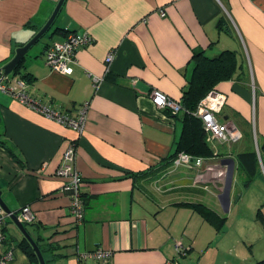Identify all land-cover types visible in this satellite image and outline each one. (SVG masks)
I'll use <instances>...</instances> for the list:
<instances>
[{
	"label": "crops",
	"instance_id": "1",
	"mask_svg": "<svg viewBox=\"0 0 264 264\" xmlns=\"http://www.w3.org/2000/svg\"><path fill=\"white\" fill-rule=\"evenodd\" d=\"M57 1L0 0V68L43 26ZM70 31H87L93 40L76 50L72 72L63 74L45 63L44 52ZM33 45L21 59L27 93L72 115L87 103L78 134L0 90V196L16 213L31 208L34 220L23 224L45 263L79 264L80 253L101 247L111 252L109 264H163L180 240L191 256H182L181 264H251L254 242L248 239L257 242L259 228L247 229L245 241L244 223L231 211L240 213L252 185L264 186V0H63ZM226 50L236 65L231 77L214 84L226 95L216 117L241 137L221 142L207 134L213 154L204 164L227 167L221 160H233L227 209L218 198L225 180L211 181L214 171L201 179L197 170L170 162L182 120L149 99L157 88L181 100L204 57ZM109 51L114 58L107 66ZM69 142L76 145L85 204L78 225L70 194L60 189L65 179L54 174ZM192 203L212 209L224 223L216 227ZM4 232L1 252L13 251L8 264H34L9 216Z\"/></svg>",
	"mask_w": 264,
	"mask_h": 264
},
{
	"label": "built area",
	"instance_id": "2",
	"mask_svg": "<svg viewBox=\"0 0 264 264\" xmlns=\"http://www.w3.org/2000/svg\"><path fill=\"white\" fill-rule=\"evenodd\" d=\"M161 16L165 15L163 9L159 10ZM92 37L87 31L77 32L70 31L61 41H51L45 49V63L54 71L70 74L72 72V64L75 63V52L80 46L88 45L92 42ZM114 58V52L109 51L105 57L107 66L110 65ZM108 68V67H107ZM98 78L93 77L94 85L97 84ZM27 83L18 76L3 75L0 71V90L12 95L14 98L25 104L27 107L39 112L47 118L55 120L65 126L75 130L81 134L85 124V112L87 103L84 102L75 115L55 109L52 106L42 103L32 98L26 91ZM149 99L152 104L159 110L166 111L170 114H176L183 111L180 100L175 99L165 92L152 88L149 92ZM226 101V95L215 88L209 90L204 97L200 99L194 112L197 115L208 135L212 139L221 142L236 141L241 137V132L233 125L227 122H221L216 114L222 109ZM76 145L75 142H69L65 147L60 163L55 168L54 174L61 176L65 182L61 186V190L68 192L70 195L69 211L75 224H81L84 216V204L81 197L80 183L81 176L75 168ZM173 166H186L197 170L198 177L204 179L209 171H214L211 181L222 182L225 180L226 169L221 164H204V158L201 156H193L187 152L180 151L172 159ZM264 172V167L261 166ZM205 174V175H204ZM197 182V181H195ZM206 187V186H205ZM9 214L0 205V264H8L12 259V250L8 249L1 252L3 242L5 240V222ZM17 218L23 223H30L34 220V214L28 205L21 208L17 214ZM175 255L166 258L163 264H181L180 258L184 256L189 246L183 244L180 240L174 244ZM79 264H109L111 261V252L101 247H97L78 255Z\"/></svg>",
	"mask_w": 264,
	"mask_h": 264
},
{
	"label": "trees",
	"instance_id": "3",
	"mask_svg": "<svg viewBox=\"0 0 264 264\" xmlns=\"http://www.w3.org/2000/svg\"><path fill=\"white\" fill-rule=\"evenodd\" d=\"M21 65L22 61L18 63V65L9 74V76H18L27 83L29 82V80L26 77V73H23L21 71ZM198 65L199 64H197V66ZM235 65L236 62L234 53L226 50L217 58L211 59L204 57L200 66L197 67L198 69L196 70V73L192 77L188 87L184 90L182 99L180 100L183 111L173 114L174 116L181 117L182 129L177 142V146L170 156L171 163L173 157L177 154V152L180 151L187 152L193 156H201L203 158L210 155L212 156L213 151L205 140L208 132L203 127L200 118L195 115L194 112L200 99L204 97L209 90L213 89V87L215 86L214 84L217 81H219L220 79L231 77L235 70ZM247 155L250 157H254V160H257L255 153L250 152ZM80 193L82 197V191ZM192 206L197 208L204 215V217L216 227L219 228L224 223V218L217 215L216 212H214L207 206L200 203H192ZM262 219H264L263 216ZM20 246L32 259L34 264H39L33 248L30 246L28 241H25V238L20 242ZM253 264H264V259L257 260Z\"/></svg>",
	"mask_w": 264,
	"mask_h": 264
},
{
	"label": "water",
	"instance_id": "4",
	"mask_svg": "<svg viewBox=\"0 0 264 264\" xmlns=\"http://www.w3.org/2000/svg\"><path fill=\"white\" fill-rule=\"evenodd\" d=\"M62 3H63V0H58L52 13L50 14L46 22L43 24V26H41V28L34 34V36L28 42L16 48L15 55L6 64H4L0 68V71H2L3 75H7L10 72H12L14 68L18 65V63L21 61V59L24 57L27 50L35 42H37V40L40 37H42L47 32V30L53 23ZM221 163L225 164L227 166V169H226L224 185H223L222 191L218 195V198L223 208L227 209L229 202H230V190H231V185H232V174H233V160L230 158H223L221 160ZM0 194H1V191H0ZM0 205L9 214V217L11 218V220L16 224V226L19 228L23 236L28 240V242L32 246L35 254L38 257L39 264H46L39 246L28 234L23 222H21L17 218V213L15 211L10 210V208L2 200L1 196H0Z\"/></svg>",
	"mask_w": 264,
	"mask_h": 264
},
{
	"label": "rangeland",
	"instance_id": "5",
	"mask_svg": "<svg viewBox=\"0 0 264 264\" xmlns=\"http://www.w3.org/2000/svg\"><path fill=\"white\" fill-rule=\"evenodd\" d=\"M241 184H242V182L237 181V185L239 187H241L240 186ZM239 187H237V189H239V192L241 193V188H239ZM250 190L251 191H249V193H246V195L244 196V199L242 200V205L240 207L241 208L240 213L235 214L234 209H233L231 211L232 212L231 216H233L232 217L233 219L238 220V221L240 220L244 223L243 238L245 239V241L247 239V234H246L247 229L250 232L256 226L259 228L258 241L255 242V238H252V240L250 238L248 239V240L254 242L253 245H249V247L251 246V249L253 248V250H252V252L249 251V256H248L250 258L249 262H251V264H253L257 260L264 259V219H262V216L264 217V186H261L259 183H255L254 185H252ZM252 194H255L256 197L258 194H260L261 195L260 199H262V200L260 202H258V204H257V202L255 204V201L254 202H252V201L255 200L256 197L252 196ZM252 205H254L255 207ZM236 215H238V216L236 217ZM254 232H255V229H254ZM248 244H249V241H248ZM185 255L183 258H185V257L189 258V256H190L189 254L186 256ZM206 260L207 259L204 258L202 263L206 262ZM249 262H247V263H249Z\"/></svg>",
	"mask_w": 264,
	"mask_h": 264
}]
</instances>
